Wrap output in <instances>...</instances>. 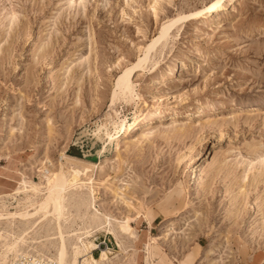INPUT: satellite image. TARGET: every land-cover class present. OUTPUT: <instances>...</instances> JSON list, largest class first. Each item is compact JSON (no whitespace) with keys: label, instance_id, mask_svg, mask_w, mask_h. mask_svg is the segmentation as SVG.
Here are the masks:
<instances>
[{"label":"rangeland","instance_id":"rangeland-1","mask_svg":"<svg viewBox=\"0 0 264 264\" xmlns=\"http://www.w3.org/2000/svg\"><path fill=\"white\" fill-rule=\"evenodd\" d=\"M211 1L0 0V127L3 118L10 127L0 142V195L14 194L28 180L43 196L41 176L47 170L65 176L70 166L61 158L70 157L96 166L94 204L133 230L130 258L117 253L112 264H129L125 258L133 253L142 258L149 237L160 235L174 214L181 217L156 243L174 255L179 246L191 247L181 260L174 257L179 264H264V0L234 1L211 29L202 17L181 20ZM146 54L147 69L131 74L139 98L116 102L119 79ZM175 58L174 76L152 87ZM113 101L118 115L110 117ZM242 103L260 105L195 113ZM135 104L141 110L159 105L161 115L149 122V135L130 133L111 146L110 134L96 127L111 128L117 116L131 121ZM173 114L179 118L169 124ZM201 155L210 159L195 196L187 179ZM81 197L90 207L86 192L74 191L71 215L61 219L69 236L84 222L76 207ZM6 201L12 210L25 209ZM97 234L117 250L111 235ZM157 248L152 244V257ZM197 249L203 258L194 259Z\"/></svg>","mask_w":264,"mask_h":264},{"label":"bare ground","instance_id":"bare-ground-1","mask_svg":"<svg viewBox=\"0 0 264 264\" xmlns=\"http://www.w3.org/2000/svg\"><path fill=\"white\" fill-rule=\"evenodd\" d=\"M234 1L236 0H212L210 5L204 8L202 12L196 11L189 15H185L181 20L202 17L201 19L203 21L210 23L209 28L211 29L215 26L214 20L216 16L220 15V21L226 19ZM179 20H175L165 26L161 31L160 37L154 41L153 45L156 41L161 40L165 33ZM254 30L259 32L263 30V27H257ZM148 61L149 56L146 54L143 56V59L139 60L138 64L131 66L125 71L117 85V93H115L114 98L116 102H119L121 99L125 101L129 97L131 99L135 96L139 98L138 95L134 94L135 86L133 85L131 74L132 71L136 69L140 72L145 71L149 64ZM176 61L177 59L175 58L172 67L162 72L160 75H157L151 81L152 87H158L160 81L174 76L175 66H177ZM164 98L165 96L160 97L159 101L164 100ZM7 101L5 106L10 103L9 99ZM115 101H113L110 106V117L118 115L115 108ZM259 105L260 104L252 105L250 103H242L240 105L216 104L208 107H200L195 110V113H198L197 116L200 117L218 111L234 112L243 108L252 106L257 107ZM2 108L5 107L3 106ZM160 110L161 107L159 105L141 110L140 105L135 104V113L131 121H123L117 116V118L114 119L115 122L111 127L112 129L107 123H103L96 127V131L98 133L105 132L106 134H110V145L116 147L119 143L126 140L130 133L141 131L142 136L149 135V122L160 117ZM178 118L179 114L169 116V124L177 122ZM3 121L5 122L2 123L3 125L0 127L1 143L5 141L10 130L9 124L5 118H3ZM44 140L45 134L43 133L35 147L36 150L34 155L29 159L30 164L36 165L39 152L43 149L42 142ZM208 150L209 149L206 150V154ZM61 159L69 164V171L63 176V173L62 175H58L53 171L47 170V174L41 176V182H45L43 196H39L40 194L38 195L41 191L40 185L28 180L19 182L20 186L14 190V194L0 195V264H10L11 261V264H16L17 261L25 259H27V261L32 260L35 264H112L113 259L111 256L117 254V252L116 250L113 251L111 248H100L97 243L99 240L97 233L103 230V232L111 235L115 240V248L124 254L128 252L127 242H129V240L132 242L136 240L132 237L133 230L129 227L127 221L118 220L113 216L104 214L94 204L93 201L95 199L96 188L92 183V173L96 166L92 163L70 157ZM209 159L210 156L201 155L190 170L187 182L188 185L192 187L191 190L194 192L195 196L199 194V182L208 166ZM21 190H24V198L18 199ZM74 191H85L90 200V207H88L84 197L78 200L76 203L77 211L83 214L80 215L83 216V218H79L84 222L82 223V227H79V232H74L73 235L69 236L68 228L62 225L61 219L62 217H67L66 214L69 216L71 215L73 204L71 202V195ZM8 198L15 200L18 204L25 203V209L12 210L13 207H11V209L7 204L6 199ZM29 208H31V211H29ZM189 208L190 205H186V209L189 210ZM50 214L52 216H50ZM42 216L45 222L35 230V228L43 222ZM180 217V214H174L171 219L166 221L160 235L157 237H149V242L146 244L145 253L142 257V259L147 260L146 264L153 263L152 244H156L157 241L166 240L169 236V230L175 226L174 221L178 220ZM89 228H91L90 230H95L96 234L94 240H91ZM133 245L130 246L133 248ZM209 248H211V246H209ZM96 249L100 251L98 257L93 255V251ZM27 251H36L43 256H39L40 254L34 255L26 253ZM52 252L54 253L52 254ZM46 253L51 254L52 257L48 255L45 256L44 254ZM204 255L205 253L203 250L198 252L199 258H203Z\"/></svg>","mask_w":264,"mask_h":264},{"label":"crops","instance_id":"crops-1","mask_svg":"<svg viewBox=\"0 0 264 264\" xmlns=\"http://www.w3.org/2000/svg\"><path fill=\"white\" fill-rule=\"evenodd\" d=\"M146 231V230H145ZM144 232V230L143 231H141V234ZM149 233H150V231H149ZM151 234V233H150ZM152 235V234H151ZM160 243L161 242H158V243H156V244H154L155 246H157L158 248H157V250H155L154 251V255H153V257H152V262H153V264H179V262H177L176 260H175V258H177L178 260L180 259L181 260V258L183 257V254H185V253H188V251H190V249H192L191 247L190 248H186V249H182L180 246L178 247V249H177V251H178V253L177 252H175V255L173 254V252H171L169 249H168V247H166V246H160L159 247V245H160ZM162 243H166V242H162ZM116 252L119 254V255H122L123 257H126V256H128L129 258H130V256L129 255H125L124 253L122 254V252L121 251H119L118 249L116 250ZM133 255V256H132ZM131 256H132V259L131 260H128V258H125V260L126 261H128L127 263H129V264H145V263H147V260H144V259H142L141 257L138 259V253H133V254H131ZM175 257V258H174ZM199 259V257H198V249H197V251H196V253H195V255H194V259ZM139 260V261H138ZM125 264V263H124Z\"/></svg>","mask_w":264,"mask_h":264},{"label":"built area","instance_id":"built-area-1","mask_svg":"<svg viewBox=\"0 0 264 264\" xmlns=\"http://www.w3.org/2000/svg\"><path fill=\"white\" fill-rule=\"evenodd\" d=\"M98 244H99V247L100 248H110V246H109V243H106L105 241H101L100 239L98 240V242H97ZM100 251H99V249H96V250H94L93 251V255L94 254H98ZM16 264H35L32 260H29V261H27V259H25V260H19V261H17L16 262Z\"/></svg>","mask_w":264,"mask_h":264}]
</instances>
